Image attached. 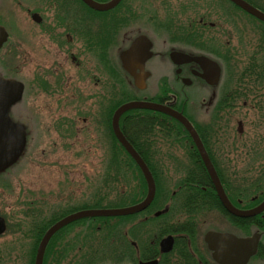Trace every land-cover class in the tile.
<instances>
[{
  "label": "flooded vegetation",
  "instance_id": "flooded-vegetation-1",
  "mask_svg": "<svg viewBox=\"0 0 264 264\" xmlns=\"http://www.w3.org/2000/svg\"><path fill=\"white\" fill-rule=\"evenodd\" d=\"M160 8L166 13L165 5ZM119 9L122 10L112 13L108 24L88 19L87 5L83 0H0V28L7 33L6 40L0 44V82L14 79L23 84L21 93L8 102L7 108V117L22 130L19 152L30 137L26 122L28 116L25 115L28 83L22 77L23 68L19 62L23 58V47L29 44L26 39L30 38L33 39L31 56L37 61L31 89L51 95L58 103H62L61 96L67 99L69 95L67 104L76 115L73 119L85 123L84 129L87 124L105 120L110 122L118 140L113 129V116L119 107H114L119 90L122 98H130L127 101L147 100L167 105L191 121L230 203L241 211L261 205L264 202V68L261 54L243 58L242 68L234 77L233 69L229 68L233 64L230 55L222 60L193 47L190 52L182 48L183 43L177 38L172 39L169 49L159 46L149 30L164 28H148L147 24H142V16L133 17L129 24L116 28V21L119 25L122 14L130 6L122 5ZM22 13L28 17L27 30L22 27ZM204 15L207 17L208 13ZM200 22L215 25L211 18L205 21L202 17ZM159 30L156 32L160 36L166 35L165 31ZM140 35L151 39L153 51L145 62L144 68L149 74L144 87H139L134 76L124 69L120 56ZM174 50L217 61L221 68L218 82H208L203 77V66L197 61L176 63L171 57ZM104 57L110 60L111 68L104 64ZM45 60L46 63H43ZM118 71L125 81L120 88ZM187 88H190V94ZM105 92L111 93V100L102 101ZM71 99L74 105L70 104ZM134 110L139 112L129 113ZM134 110L126 111L120 117V128L129 141V134L136 137L132 133L137 118L140 115L142 118L149 116L144 111L149 109ZM151 112L162 113L179 122L162 111ZM30 115L34 127L37 117L33 112ZM70 117L66 116L64 121L70 122ZM144 136L148 146L150 135ZM173 136V148L161 151L146 148L144 151L147 155L162 156L166 160L170 156V159L159 165L146 163L156 184L154 198L142 211L111 217V238L100 233L105 221L93 220L94 217L80 219L79 224H73L77 220L67 225L63 244L70 246L78 230L74 249L78 250L80 259L84 257V263L80 260V264L87 262L88 255L95 254L97 260H103L97 264H142L154 260L158 261L157 264L242 262L248 249L246 245L232 244V240L222 242L220 238H214L210 244L207 239L210 232L239 239L258 235L257 249L244 264H264V209L249 217L230 211L217 191L193 136L187 130ZM123 149L122 152L130 156L124 146ZM124 168L129 170V166ZM134 168L137 176L145 180L142 192L131 189L130 185L134 187V184L129 176L114 175L117 181L113 196L117 202L126 200V206L142 202L148 194V182L143 171L138 165ZM121 176L126 180L120 181ZM158 176L162 179L160 185ZM78 185L79 189H83L79 193L80 198L75 193L67 197L70 201L75 200L74 204L83 200V193L85 199L95 189L85 193L82 184ZM92 226L97 227V234L91 230L88 237V228ZM90 235L94 236L93 241ZM169 236L173 237V244L164 249L161 242ZM108 251L111 258L104 256L108 255Z\"/></svg>",
  "mask_w": 264,
  "mask_h": 264
},
{
  "label": "trees",
  "instance_id": "trees-1",
  "mask_svg": "<svg viewBox=\"0 0 264 264\" xmlns=\"http://www.w3.org/2000/svg\"><path fill=\"white\" fill-rule=\"evenodd\" d=\"M246 1L264 11V0ZM155 2H158V0H122L116 8L110 11H119L122 5L130 6V9L122 14L123 17L119 25L117 23L118 20L116 21V28L120 25L125 26L129 24L134 19L133 17L143 15V13L139 11L140 8H145L147 6L152 7ZM131 5H135L136 7L132 9ZM159 5H165L167 8L165 18L152 15L150 16L152 21H149L152 24H157L160 28H164L170 41L177 38L186 46L214 54L222 60L224 56L230 55L233 64L231 63L229 68L233 69L234 77L238 75L242 68L241 63L243 58H249L253 54H261L260 58L262 60V67L264 68V22L244 11L231 1L178 0L177 5H179V10L174 9L170 0H160ZM133 10L138 12H134ZM204 13H208V16L206 17ZM213 16L216 17L214 19V26L205 25L200 22L202 17H204L206 21L208 18L213 20ZM218 28H221V30ZM235 40L238 43L234 44ZM103 61L104 64H108L111 68L109 64L110 60L104 57ZM122 85H125L124 77L122 73L118 71V88ZM102 95V101L111 100L109 97L112 96L110 92H105ZM121 96L119 90L117 98H115L116 104L114 107L130 99L126 97L122 98ZM222 110L220 112H222ZM144 111L147 112L149 116L147 118H142L140 115L137 118V124L134 126V131L132 133L136 137H132L129 134L130 141L141 153L148 165L164 164L170 159V156H168L166 160L162 156L147 155L144 151H146V148L159 151L165 148L171 149L174 147L173 143L175 142L171 140L174 138L173 135L184 133L186 130L179 122L167 115L154 113L151 112V110ZM132 112L139 111L134 110L129 113ZM86 129H88L87 132L91 135L90 140L92 144L95 143V147L101 149L102 153L100 154L102 155L100 156L101 158H99V164L102 166V171L99 175V184H96L97 187L93 190L92 194L83 199L77 206H74L70 203L71 201L68 200V204L65 206H54L55 208L51 210L48 206L47 209L49 212L46 213L44 210L42 212V210L36 209L35 207L31 209L29 204V209L24 218L14 223L8 221V229L1 238L8 233L12 236V239L0 246V264H34L37 248L45 232L57 220L75 210L81 208L126 206L128 204L126 200L117 202L113 196L115 188L114 183L116 184L117 181L114 178L116 173L129 176L131 183L134 184V187L130 185L131 189L142 192L145 180L142 176L140 178L137 176L134 168L136 163L132 157L122 152L124 150L123 146L114 136L110 122L108 123L103 120L101 123L97 120L96 123L94 122L91 124L89 128L86 127L84 131ZM148 134L150 135L151 142L147 146L144 142L146 139L144 135ZM77 135H79L78 130L74 133V137H77ZM187 148L190 147L187 146ZM125 166H129V170L133 169L132 172L127 170V168L125 169ZM5 179H8V175L5 171H0V182ZM121 180L124 181L126 179L121 176L120 181ZM157 182L159 185L162 184V179L159 176L157 177ZM29 217H31V219H29ZM92 219L101 222L105 221V224L101 226L100 233L104 237L111 238L112 227L110 221L112 218L94 217ZM80 221L78 220L73 224H79ZM67 227L68 226L61 228L51 238L46 249L44 264H80V260L84 263V257L82 256L80 259L77 252L78 250L75 251L74 249L78 241V233L71 239L70 246L63 244V234ZM91 230L97 234V227L92 226L88 228V237ZM92 234L93 233H91V235ZM90 239L93 241L95 238L91 236ZM90 239H88V243ZM61 240L62 242H59ZM110 254L111 253L108 251V255L104 256L110 258V256H112ZM86 261L85 264H97L103 260L102 258L97 260V255L95 254L94 256L88 255Z\"/></svg>",
  "mask_w": 264,
  "mask_h": 264
},
{
  "label": "rangeland",
  "instance_id": "rangeland-1",
  "mask_svg": "<svg viewBox=\"0 0 264 264\" xmlns=\"http://www.w3.org/2000/svg\"><path fill=\"white\" fill-rule=\"evenodd\" d=\"M96 1L104 3L108 0ZM170 1L174 9L179 10L178 0ZM153 4L152 7L147 6L139 10L143 13L141 16L144 17L142 24H147L148 28L159 27L157 24L149 22L150 16L157 15L159 18H164L166 15L160 8V0ZM112 13V11L96 12L87 7V18L91 20H101L109 24ZM214 16L213 21L216 18ZM22 19L24 21L22 27L27 30L26 25L29 24L26 13H22ZM218 29L221 30V28ZM158 30L156 28V31ZM156 31L150 30L159 46L168 47L162 39L170 44L173 42L170 41L168 35L160 36ZM159 31L164 33V30ZM32 40L26 39L29 44L23 47V58L19 60L23 68L22 77L28 83L26 92V107L28 109H26L25 115L28 116L26 122L29 125V142L18 153L20 156L17 155L10 163L0 168V171H5L8 175V179L0 182V212L6 216L10 223L24 218L29 206L31 209L35 207L47 213L49 212L48 206L51 210L68 204L67 197L70 194L75 193V196L80 198L79 193L83 189H79L78 184H82L85 193L93 190L97 187L96 184H99V175L102 171V166L99 164V158L102 156L100 155L102 154L101 149L95 147V143L92 144L88 129L84 131L85 123L73 119L76 115L74 109L67 104L70 99L69 95L67 99L65 96H61L62 103H58L57 99L52 98L51 95L36 93L31 89L32 75L37 67V61H34L31 56ZM236 43L238 42L235 40L234 44ZM120 46L121 42L118 44V48ZM42 62L46 63V60ZM186 91L188 94L191 92L190 88H187ZM70 104H75L72 99ZM30 112H33L37 117L34 127L30 122ZM69 115L71 116L70 122L64 121V118ZM32 127L37 129L36 135ZM86 127L89 128L90 125L87 124ZM80 129L82 130L80 131ZM76 130L79 131V135L74 137ZM84 196L83 193L82 199ZM70 203L74 206L80 204L78 202L74 204L75 200ZM75 233H78V230ZM10 239L12 236L8 233L6 236L0 237V246Z\"/></svg>",
  "mask_w": 264,
  "mask_h": 264
},
{
  "label": "water",
  "instance_id": "water-1",
  "mask_svg": "<svg viewBox=\"0 0 264 264\" xmlns=\"http://www.w3.org/2000/svg\"><path fill=\"white\" fill-rule=\"evenodd\" d=\"M88 6L98 11H106L114 8L119 4L121 0H109L107 2L101 3L96 0H83ZM233 3L252 14L256 18L260 19L264 22V12L259 8L255 7L251 3L246 0H231ZM0 44L3 43L7 38V33L3 28H0ZM152 41L147 35L138 36L131 46L121 52V61L125 70H127L131 75L134 76L135 82L139 87H144L146 77H148V72L145 71V62L149 59L153 51ZM172 59L176 63H185L197 61L199 62L204 70V76L208 82L216 83L220 78V66L217 61L207 57V56H194L192 54L186 53L184 51L175 50L171 53ZM139 70V71H138ZM23 89V84L14 79H6L0 82V168L3 167L6 163L12 161L17 155H19V148L22 141V130L7 117V108L8 102L13 100L17 95L21 93ZM134 108H148L153 110L162 111L170 114L171 116L178 119L189 131V133L193 136L195 142L200 149L201 155L204 159V162L208 168V171L212 177V180L217 188V191L222 198L225 206L230 209V211L235 214L241 216H252L264 209V202L258 207L251 210H237L226 197L223 187L221 185L220 179L216 173V170L208 157V154L199 138V135L190 122V120L181 112L168 107L167 105L156 103L147 100H132L120 105L114 113L113 116V129L114 132L122 143V145L126 148L129 154L134 158L136 163L140 166L143 171L147 182H148V194L146 198L135 205L126 206L121 208H94V209H84L74 213H71L57 222H55L44 234L42 237L35 258V264H43L44 255L47 248V245L52 238V236L61 228L66 226L67 224L86 217H95V216H118V215H127L139 212L144 210L153 200L155 192H156V184L155 180L150 172L146 162L138 153V151L134 148L131 142L126 138L124 133L120 128V117L122 114L130 109ZM7 229V224L5 218L0 214V235L3 234ZM214 238H220L223 241L232 240V244H240L247 246L246 257L242 260V262L238 264H244L248 261L250 256L255 253L257 249L258 243V235L249 237L246 239L235 238L232 235L210 232L207 235V239L210 244H212ZM173 244V237L169 236L162 240L161 245L164 249H169V245ZM168 247V248H167ZM158 261H150L143 262L142 264H157Z\"/></svg>",
  "mask_w": 264,
  "mask_h": 264
}]
</instances>
